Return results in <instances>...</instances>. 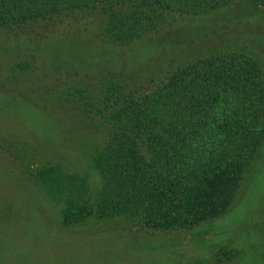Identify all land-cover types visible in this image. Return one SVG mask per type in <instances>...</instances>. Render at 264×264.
<instances>
[{
  "label": "trees",
  "instance_id": "1",
  "mask_svg": "<svg viewBox=\"0 0 264 264\" xmlns=\"http://www.w3.org/2000/svg\"><path fill=\"white\" fill-rule=\"evenodd\" d=\"M243 2L250 10L264 9V0ZM235 3L0 0V28L39 27V58L48 78L86 71L92 77L101 75L85 85L69 84L67 95L60 97L69 103L62 101L61 111L39 108V119L33 120L38 133L39 125L48 133L40 140L46 157L37 168V178L60 204L63 225L89 218H122L151 231L201 226L198 234L203 236L214 232L213 225L237 205L235 193H245L255 171L264 165V67L256 54L230 45L227 49L205 46V52L188 56L148 86L131 84L129 77L117 72L124 67L119 64L120 57L142 60L155 52L153 46L167 43L168 39L157 33L170 14L237 11L238 6L229 10ZM250 10L238 14L249 17L253 14ZM66 25L71 27L63 33ZM245 32L264 36V31L241 28L226 32L224 39L242 38ZM75 37L85 44H79ZM246 41L250 48L264 53L256 43ZM127 45L135 47L124 53ZM108 46L117 50L107 56ZM92 77L90 80L96 79ZM4 113L0 108V115ZM66 113L106 128L102 143L90 147L88 153H93L87 154L89 160L77 159V155L71 161L82 171H68L62 162L70 155L62 144L64 134L59 127L70 119L65 118ZM80 154H86L84 149ZM91 170L98 175L95 186L91 185ZM248 213L257 215L253 210ZM262 215L264 208L258 217ZM32 217L39 219L36 214ZM28 232H32L30 227ZM5 235L10 237L7 248ZM12 235L0 231V264H21L22 255L10 251ZM228 238L233 243L220 246L214 255L227 260L239 252L243 255V247L233 237ZM185 264L210 262L207 257H194Z\"/></svg>",
  "mask_w": 264,
  "mask_h": 264
},
{
  "label": "rangeland",
  "instance_id": "2",
  "mask_svg": "<svg viewBox=\"0 0 264 264\" xmlns=\"http://www.w3.org/2000/svg\"><path fill=\"white\" fill-rule=\"evenodd\" d=\"M243 1L236 0L229 9L238 6L237 11L220 10L208 15L170 14L157 33L163 35V40L168 39L167 43L153 46L155 52L149 57L132 61L124 53L135 46H124L125 56L119 58V64L124 67L117 72L129 77L131 84L148 86L162 79L188 56L205 52V46L212 47L210 49L232 46L256 54L264 67V53L256 47L250 48L246 41L256 43L264 51V36L245 32L241 35L245 40L240 36L224 39L226 32L234 29L264 31V9L250 10ZM249 10L253 11L252 16L238 14ZM70 24L81 26L77 22ZM71 25L62 28L63 33H67L66 29ZM38 33V26L0 28V108L5 112L0 115V141H6L0 148V231L14 233L10 251L22 255L21 264H185L194 257H207L210 264H264V222H261L264 216L258 217L264 208V165L255 171L245 193H235L233 201L237 198V205L213 225L215 231L203 236L198 234L201 226L151 231L122 218H89L73 225L62 224L60 204L37 178V168L46 157L40 148V140L48 133L40 125L38 133L33 120L39 119V108L61 111L62 101L69 103L60 98L67 95L69 84L85 85L100 79L101 75L92 77L86 71L79 75L66 73L48 78L39 58ZM75 39L79 44H85L79 37ZM107 49V56L110 51L117 50L113 46ZM105 65L116 71L110 63ZM90 77L96 79L90 80ZM65 118L70 119L60 123L59 127L64 134L62 144L70 155L63 157L62 162L68 171H82L81 166L71 161L77 155V159L89 160L87 154L93 153H88L90 147L102 143L106 128L99 122L93 125L67 113ZM82 149L86 156L80 154ZM91 171V185L95 186L98 175ZM249 210L257 211V215H249ZM34 214L39 219H34ZM237 223L243 227L239 229ZM228 237H233L243 247V255L239 252L231 260L214 255L220 246L233 243ZM6 239L9 241L10 237L6 236ZM9 246L10 241L6 248Z\"/></svg>",
  "mask_w": 264,
  "mask_h": 264
}]
</instances>
